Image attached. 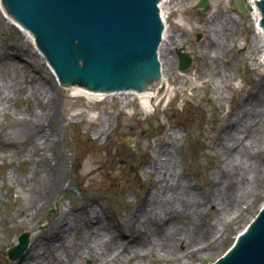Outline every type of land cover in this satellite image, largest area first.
Returning <instances> with one entry per match:
<instances>
[{
  "label": "rangeland",
  "instance_id": "rangeland-1",
  "mask_svg": "<svg viewBox=\"0 0 264 264\" xmlns=\"http://www.w3.org/2000/svg\"><path fill=\"white\" fill-rule=\"evenodd\" d=\"M199 1L183 0L182 7L177 5L181 3L177 0L170 3L168 24L173 34L180 35V40L171 46L169 54H163L161 75L165 80L159 87V95L152 99L150 108L146 112L140 106L141 102L138 98L128 96L120 98L115 95L92 100L87 96L73 97L72 87L65 90L63 86L57 84L43 56L36 49L33 50L30 43L29 46H20L19 53L24 55L31 51L33 57L28 58L34 62V67L39 69L38 73H35L32 65L21 64L11 57L7 49L1 45V37L6 35L18 45L24 41L23 37L27 38L25 35L18 37L19 30L11 24L5 23L4 27H0V46L4 49L3 52L0 49V76L14 83L2 95L10 94L12 99L5 102L4 108L0 109V144H5L0 154V264H16L21 261L19 259L14 262L15 260L9 257L10 250L19 244L18 238L21 234L29 233L31 244L37 234L41 235V240L46 238L53 218H60V213L68 211L82 216V210L75 211L76 207L81 205L73 200L77 199L75 195L77 189L82 196L90 197L91 204L95 206L94 200H100V205L110 213L119 229L129 236L136 234L139 239L129 248L131 254L134 252V257L127 256L125 252L123 258L116 259L114 251L117 245H115L112 251L100 260L84 254L71 264H87V262L103 264L106 260V264H168L170 257L177 259L179 255L193 264H213L231 248L236 235L259 213L264 203V182H262L264 169L262 168L250 171L249 176L252 177L253 184L248 187L246 196L238 198L237 206L241 213L239 216L236 215L235 222L232 220L226 226L225 219L219 220L215 211L205 207L202 211L206 221L203 230L200 221L196 219L198 213L194 214L191 225L202 239L199 240L196 248L190 249L179 242L167 243L163 248L159 247L153 232L158 233L160 230L151 220L148 222L135 220L131 227L128 225L134 207L143 195H147L146 189L150 184L149 173L145 169L153 156L154 148L148 149L147 142H151L155 147L168 135L173 133L177 135L173 150L177 158L175 175L178 176V173L181 175L183 183L187 182L186 187L189 188L190 185L195 187L197 191L192 189L191 191L199 192L202 196L196 195L195 200L201 201L202 197L211 196L215 184L224 186L223 181L215 173L217 170L215 168L222 164L220 160L227 161L226 156L230 153L226 148L222 149L217 140L230 132L231 123L236 117L234 113L244 119L242 133L245 134L246 123L250 116L248 117L243 105L248 99L250 101L253 99L251 97L255 92L258 93L254 99L261 98L264 102V90L257 87L264 78V63L261 64L259 61L263 50L258 52L251 47L246 48V44L251 42L255 32L253 20L245 11L247 0L241 2L210 0V8L206 12L194 8ZM236 2L241 5L242 10L237 8ZM218 12L223 17L216 23L213 14ZM211 16L212 24L208 23V20L212 19ZM229 16L234 18V22L228 23L230 29L223 24L225 20H229ZM206 17L209 18L207 22H205ZM215 23L218 29L221 25L225 28V32L228 29L231 38L228 42H224L226 44L223 43L206 52V43L212 38L213 29L210 27ZM178 48H183V51L193 59L191 67L184 72L179 69ZM219 54H222L223 60L219 59ZM171 58L175 60L176 67L171 65ZM214 59L218 62H214ZM226 62L229 64L225 65ZM217 66L227 71L230 69L232 75L217 79L215 70ZM43 75L47 81H50V85L44 83ZM36 76H39L37 81L39 87H46L49 94H53V99L43 108L45 109L44 127L37 126L35 132L45 129L50 131V134L44 139L43 145L37 143V148L41 145L39 150L42 154L28 156L30 161H23L22 150L26 149L28 154L33 142H28V139L17 133L27 125L32 126L33 120H25L29 119L27 117L30 113L26 109L31 104V99L29 98L28 105L24 100V90L27 92L30 88L27 77H34L36 81ZM37 84L34 85L38 86ZM42 103V98H37V101L33 102V108L37 107L38 112V106ZM256 107L260 108V106ZM57 110L58 113L55 114ZM230 112L232 114L229 115ZM48 113H51L50 116H47ZM260 118L263 119L261 123L263 128L251 129L247 126L246 135L249 134L250 129H256V132L251 134V139L239 141L235 148H240L242 145L243 157L264 167V106L261 108ZM225 139L227 140L225 143L230 144V140ZM70 161H73L72 166ZM52 166L55 170L64 172V179L57 183L61 188L59 190L61 194L56 192L53 199L45 196L50 204H45L42 212L36 211L41 201L40 197L44 196L43 193H39L38 186L45 176H50ZM232 166L233 171H241L238 164ZM10 169L12 176L8 175ZM25 174L29 176L31 184L35 187L31 191L15 182V179L19 178L25 184V180L21 178ZM220 178L223 179L224 174L220 175ZM67 180L72 183L73 190L67 189ZM238 182V178L234 179L230 182V186H237ZM2 183H6L8 187L3 189ZM228 190L232 191L233 188L229 187ZM68 191H73L74 194H69ZM248 203L252 204L249 210ZM25 208L35 209L36 215L33 220L31 219L32 222L23 220L20 211ZM41 220H43L42 226L38 224ZM180 221L185 224L190 222V220ZM213 223L216 227H223L222 236L214 244H212L213 236L207 237L205 231L207 226ZM31 224L33 225L30 226ZM86 224L90 227L87 222ZM44 228L45 230L42 231ZM103 229L105 231L104 226ZM115 233H118V229ZM194 234H197L195 230ZM82 237H88L84 230L74 233L73 241L67 245L68 248L59 249L63 257L59 256L66 259V254L73 255L77 252L75 245L83 240ZM116 241L110 239V246ZM208 244L212 246L206 248L205 252L197 251ZM40 254L46 257V264L65 263L58 262V257L48 251L46 254L44 252ZM40 264H44L43 261Z\"/></svg>",
  "mask_w": 264,
  "mask_h": 264
},
{
  "label": "bare ground",
  "instance_id": "bare-ground-1",
  "mask_svg": "<svg viewBox=\"0 0 264 264\" xmlns=\"http://www.w3.org/2000/svg\"><path fill=\"white\" fill-rule=\"evenodd\" d=\"M173 0H158V9H159V20L161 24V31L158 32V39H159V46L160 48H155V57L157 62V68L159 72V80L160 83H151V88H144V87H133V86H122V85H111V84H98V83H88V82H73L68 81V85H64L65 88L73 87L71 90L72 96H87L90 99L94 100L97 97H102L105 99V97H111V96H119L120 98L125 97H132V98H138L141 102L140 106L142 107L143 111H148V108H150V104L152 103V99L155 96L159 95V87L161 84V73L163 71V65H162V57L163 54H169L171 52V46L176 42L180 40V35L177 33L171 32V27L168 24V18L170 16V3H172ZM178 2H181L176 4L179 7H182V1L183 0H177ZM236 1V0H235ZM241 2V0H238ZM157 9V7H155ZM209 7L204 6H197L195 9H202L203 12L208 11ZM0 6V27H4L5 20L3 19L4 16H9L8 20L10 19V22H14V25H18L20 27L19 32H17V36L20 37L22 35H25L27 39H24V41L20 42L19 45L16 44L14 41L7 42L6 48L7 51L9 49H16L18 53L14 56L12 54L11 57H13L18 62L25 63V60L28 58V54L21 55L19 52L21 51L20 46H29V43L33 46L35 45L36 36H34V32L30 30L24 23H21L19 19H17L14 15L12 17L5 12L6 8L3 7V11L5 12L3 14V11H1ZM245 11H247L248 17L252 18L254 23V36L251 42L246 44V48L249 49V47L253 48L255 51H262L261 56L259 57L260 63H264V28L261 29V22H262V11L260 7V0H247L245 4ZM11 14V12H10ZM215 22L217 23V20H220L223 15L218 12L213 14ZM212 19L208 20L209 18L206 17L205 22L211 23L213 22ZM229 20H225L223 24H226L227 27L228 23L234 22V18L231 16L228 17ZM216 23L213 25V27H210L212 32V38L206 43L207 46L205 47L206 52H210L214 47L221 46L225 41L228 42L231 36H229V31L227 29V32H225V28L221 25L219 26V29L216 28ZM215 26V28H214ZM2 42V37H1ZM28 44V45H27ZM226 44V43H224ZM233 47V45L231 46ZM229 47V48H231ZM1 51L3 52V48L0 46ZM184 49H181V53H186L183 51ZM27 52V51H26ZM31 53V51L29 50ZM223 52V51H222ZM222 54H219V59L223 60ZM33 57V56H32ZM29 59V58H28ZM171 65L176 67V62L171 58ZM214 62H218L217 59H214ZM28 63V62H26ZM30 66L34 68L35 73L39 72V69L34 67V62L30 61ZM229 64V62H226L225 65ZM236 66L234 65V68ZM190 68V67H189ZM188 67H185L184 64L179 62V69L181 71H187L189 69ZM233 68V70H234ZM216 77L217 79H221L222 77H227L228 75H232V71L229 69L228 71L224 68H220L219 66L216 67ZM235 71V70H234ZM53 79L56 81V77L54 74H52ZM39 79V76H36V81L34 77L32 80L28 81L30 84L29 90L26 92L24 90V100L29 105V100L31 99V106H28V109H26L30 114L25 119L26 121H32V126L27 125L24 128L20 129L17 133V135H20L24 139H28V142L32 141L33 143L30 146V149L27 150L24 149L23 151V161H30V158L28 156H39L42 154V152L39 150L41 148V145H43L44 139L49 137L50 131H46L45 129L42 131H39L38 133L35 132V128L37 126H40V128L44 127L43 125V118H44V107H46L49 102H52L53 94H49V90L46 87H39L37 84V81ZM44 83L50 85V81H47L46 78L43 75ZM162 81L164 82V77H162ZM35 81V82H34ZM57 82V81H56ZM37 84L38 86H35ZM58 84V82H57ZM80 84V85H79ZM14 85L13 82H9L6 78L3 76H0V109L5 105V102L10 101L12 99V96L10 94L2 96L5 91H8L10 87ZM70 85V86H69ZM81 86V88H80ZM258 89L261 88L262 91L264 90V78L257 84ZM74 90V91H73ZM70 91V90H69ZM258 91V90H257ZM257 93L251 97L256 98ZM264 93V91H263ZM42 98L43 103L38 106V112L36 110L37 107L33 108V102L35 100L37 101V98ZM30 98V99H29ZM222 99V98H221ZM248 99L247 102L243 105V107L248 112L249 121L246 123V129L245 134L242 133V122L243 118L237 115V113H234L235 120L233 123H231V129L230 132L228 131V134L225 136L223 135L221 138H219L218 144L222 147V149L226 148L227 151L230 153L228 156H226L227 161H222V164H220L215 169L220 180L223 181L224 186L221 187L219 184L218 186L215 184L214 191L211 193V196L203 198L201 201L196 202V195L202 196L199 192H194L192 190L197 189L192 187L191 185L186 187L187 182L183 183V178L178 173V176L175 175L174 168L177 164V158L174 154L175 149V140L177 139V135L173 133L172 135H168L166 139H162L159 144H157L155 147L151 142H147L146 147L149 149H153V156L145 169L149 173V186L146 189L147 195H143L140 198V201H138V204L133 209L132 213V219L129 221L130 224L129 227L132 226V223L136 221H144L148 222L151 220L154 223H156V226L158 230H160L158 233L153 232L154 235L157 237L159 247L163 248L167 243L168 244H176V242L182 243L186 245L188 248H196V245L198 244L199 240L201 241V236L196 231L195 227L192 224L193 216L195 213H198V217L203 215L204 212H202L205 207H209L210 210H213L216 212V216L219 220L225 219L224 225L227 226L228 223H230L232 220L234 222L237 220V216L241 213V211L238 209L237 201L238 198H242L247 195L248 187L253 184L252 177L249 176L250 171H256L259 169H264V167H261L251 160L245 159L242 154V150L244 148L242 145L240 148H235L236 144L239 143V141H245L248 139H251V134L256 132V129L251 130L254 128H263L261 125L263 119L260 118V112L262 106H264V102L262 99ZM248 101H250L248 103ZM153 106V105H152ZM256 106H260L259 109H257ZM4 108V107H3ZM40 109V111H39ZM49 110V108H48ZM59 110V109H58ZM58 110L55 114L58 113ZM50 111V110H49ZM51 113H48L47 116H50ZM232 114L231 112L229 115ZM251 120V121H250ZM107 122V119L105 120V123ZM26 124H29L26 122ZM247 126H250L251 129L247 133ZM54 130V128H53ZM225 138L230 140V144H226L227 141ZM6 142L5 140H3ZM41 143L40 146L37 148V143ZM3 143V142H2ZM5 144H0V154L3 151V146ZM37 148V149H36ZM237 149L236 151L234 150ZM234 150V154L233 151ZM225 161V162H224ZM72 162L70 161V164L72 166ZM221 163V162H220ZM238 164L240 166L241 171L235 172L231 169L233 167L232 165ZM74 167V164H73ZM228 172V173H227ZM62 171L55 170L54 166L50 169V176H45L41 180V184L38 186L39 193H43L44 196L42 198L40 197V203H38V206L36 208L37 210H40L42 212V207L50 204V201L45 198V196H48L49 198L53 199L56 196V192L60 195L61 192L59 191L61 188L58 186V182H60L62 179H64V174ZM66 173V172H65ZM224 174V178L221 179L220 175ZM8 175L12 176V170H9ZM239 176V177H234ZM15 178V175H14ZM22 179L25 180V184H23L22 180L17 178L15 179V182L18 184H21L26 187L27 190H32L35 187L33 184H31L30 178L27 174H25ZM239 179L237 186H230V182L234 179ZM11 180V178L9 177ZM69 179V177H68ZM264 182V180L262 181ZM67 183L70 186V183L67 180ZM185 185V186H184ZM4 186V183L2 184ZM233 188L232 191L228 190V188ZM264 189V185H263ZM216 190V191H215ZM47 194V195H45ZM67 194V193H66ZM70 194V193H69ZM237 194L239 196H237ZM246 194V195H245ZM68 195V194H67ZM69 196V195H68ZM69 197H72L69 196ZM74 197V196H73ZM81 198H75L73 199L77 203H81V205H78L75 209V211H83V215H74L73 212H63L60 213V218H53V222L50 224V229H48V234L46 238L44 237L43 240H41V235L37 234L36 239L30 244L29 249L27 250V253L25 256L22 257L21 261H19L16 264H40L43 263L46 264V257L41 256L40 252H44V254L48 252L53 253V255H56L58 257V262L64 264H71L72 262H76L80 259L81 256L86 254L87 256H91L96 258L97 260L102 259L105 255H107L108 252L112 251L113 246L117 245L115 249V258L121 259L122 256L126 252L127 256H133L129 252V248L131 244H135V242L139 239V236L134 234L132 236H129V234L122 232L117 223H115L109 215L110 213L106 212L102 205H100V200L95 199L93 205L91 204L90 197L80 196ZM205 200V201H204ZM72 202V201H70ZM86 203H89L88 205H85ZM42 204V206H40ZM70 206V205H69ZM68 206V207H69ZM67 207V204H66ZM99 207V209H98ZM252 207V204L248 203V210ZM263 206L261 209H263ZM104 211H102V209ZM21 215L23 216L24 221H31L35 218V209H28L25 208L24 210L20 211ZM100 212H103L104 214H100ZM196 217V219L198 218ZM32 219V220H31ZM180 220H190L188 224H185L184 222ZM229 221V222H228ZM86 222L90 225V227L86 224ZM152 222V224H153ZM182 222V223H181ZM216 223V221H215ZM215 223L212 225L209 224L205 231H207V237L209 235L213 236L212 244L217 242L219 238L222 236V230L223 227H216ZM39 225L42 226L43 220H41ZM223 224V223H222ZM31 224L30 226H32ZM223 225V226H224ZM103 226L105 227V231L103 229ZM253 226H251L249 229H242L239 233L238 239L243 240L246 235L248 236L252 230ZM118 229V233H115V230ZM205 228H203L204 230ZM45 228L42 230L44 231ZM82 230H84V233L88 234V237H82L83 240L76 243V251L73 255H65L66 259L61 258L62 253H60L59 249L66 250L67 245L73 241L74 233H79ZM194 230L197 234H194ZM36 231V230H35ZM131 231V230H130ZM215 232V233H214ZM213 234V235H212ZM215 234V237H214ZM243 238V239H242ZM110 239H116L117 241L110 246ZM155 242V243H156ZM240 242V241H239ZM212 244L205 245L201 248V250L197 249L198 252L206 250V248H209L212 246ZM46 247V249H45ZM46 250V251H45ZM233 249L228 255H232L234 251ZM197 252V253H198ZM61 257H60V256ZM135 256V255H134ZM133 256V257H134ZM114 258V260H115ZM164 259L166 257H163ZM183 257H179L175 259L174 257H170L167 261L168 264H193L189 260H186ZM132 259V258H131ZM106 260V259H105ZM83 262V261H82ZM107 260L103 262V264H106ZM166 264V263H164Z\"/></svg>",
  "mask_w": 264,
  "mask_h": 264
},
{
  "label": "water",
  "instance_id": "water-1",
  "mask_svg": "<svg viewBox=\"0 0 264 264\" xmlns=\"http://www.w3.org/2000/svg\"><path fill=\"white\" fill-rule=\"evenodd\" d=\"M155 1L5 0V5L35 33L60 80L151 88L160 83L153 50L160 48ZM197 6L209 7V0ZM261 11L263 20L264 4ZM178 53L189 68L191 58L181 49ZM19 242L10 250L12 260L25 255L29 234ZM219 264H264V210L250 234Z\"/></svg>",
  "mask_w": 264,
  "mask_h": 264
}]
</instances>
